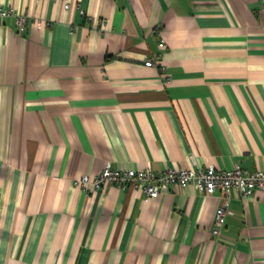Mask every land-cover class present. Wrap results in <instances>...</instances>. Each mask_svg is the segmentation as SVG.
I'll return each mask as SVG.
<instances>
[{
  "label": "crops",
  "instance_id": "obj_1",
  "mask_svg": "<svg viewBox=\"0 0 264 264\" xmlns=\"http://www.w3.org/2000/svg\"><path fill=\"white\" fill-rule=\"evenodd\" d=\"M0 5V264H264L262 192L234 191L213 234L219 191L74 183L106 164L264 171L260 0Z\"/></svg>",
  "mask_w": 264,
  "mask_h": 264
},
{
  "label": "built area",
  "instance_id": "obj_2",
  "mask_svg": "<svg viewBox=\"0 0 264 264\" xmlns=\"http://www.w3.org/2000/svg\"><path fill=\"white\" fill-rule=\"evenodd\" d=\"M260 4L264 5V0H260ZM67 7V4L64 5L65 9ZM10 13L9 8L0 5V20ZM27 19L26 14H17L15 24L25 29ZM37 25L41 27L42 24ZM159 45L163 46V40H160ZM154 65L152 59L144 61V66ZM74 183L83 190L91 192L100 190L105 185L129 186L133 190L140 189L150 199L156 198L159 193L166 192L172 187H184L189 184L206 196H212L214 192L219 191L222 194L221 204L215 210V226L212 228L213 234H219L220 227L225 223L232 193L236 191L242 198L249 197L254 191L264 193V171H250L239 165H233L231 168H216L209 164L204 168H165L156 172L146 169L119 170L106 164L99 174L92 177L87 174L81 175Z\"/></svg>",
  "mask_w": 264,
  "mask_h": 264
}]
</instances>
